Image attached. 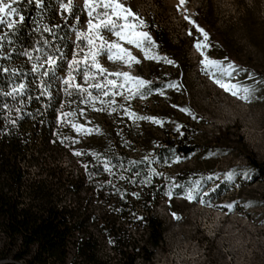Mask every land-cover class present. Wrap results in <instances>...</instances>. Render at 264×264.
<instances>
[{"label":"trees","instance_id":"1","mask_svg":"<svg viewBox=\"0 0 264 264\" xmlns=\"http://www.w3.org/2000/svg\"><path fill=\"white\" fill-rule=\"evenodd\" d=\"M58 1L16 0L17 13L7 18L13 27L0 25V264L154 263L165 241V224L156 212L161 199L193 190L197 198L208 185L207 173L164 170L196 155L225 154L230 132L220 129L199 144L190 140L194 130L179 124L153 152H137L131 128L146 115L137 110L135 97L147 100L164 91V74L142 76L149 83L136 95L134 83L114 89L123 93L116 96L89 88L105 76L117 83L123 78L105 73L85 82L83 63L74 68L73 61H82L89 46L84 38L73 42L71 33L85 16L77 9L59 11ZM142 20L155 42L144 48L164 57V45L170 48L164 29ZM206 32L210 45L213 36ZM75 85L99 99L89 101ZM93 104L105 109L96 110L101 119L89 115ZM249 159L264 172V162ZM133 226L141 230L137 238Z\"/></svg>","mask_w":264,"mask_h":264},{"label":"rangeland","instance_id":"2","mask_svg":"<svg viewBox=\"0 0 264 264\" xmlns=\"http://www.w3.org/2000/svg\"><path fill=\"white\" fill-rule=\"evenodd\" d=\"M120 2L141 19L164 29L170 44L169 49L164 45V57L174 61H151L141 48L124 41L120 43L139 63L110 61L106 54L98 57L102 66L132 77H147L158 71L169 85L147 100L135 97L137 110L155 118L133 123L131 136L136 151L153 152L155 143L168 133L172 135L179 124L192 128L190 140L199 144L211 140L220 129L230 132L229 139L224 140V148L229 149L225 154L196 155L164 170L168 175L180 170L207 173L208 185L197 198L194 190L183 196L164 195L156 212L165 224V241L155 250L154 263L140 259L138 264H264V172L254 168L249 159L264 162V0ZM57 7L67 14L77 9L85 16L72 25L73 42L83 38L80 33L88 34V22L93 18L88 15L86 0H59ZM197 26L213 36L212 44L200 50L195 44L204 37ZM139 30L148 32L145 27ZM101 35L107 41L117 40L107 31ZM209 60L225 66L232 63L237 70L229 78L208 65ZM216 80L239 85L240 91L234 96ZM244 88L249 89L248 99L241 98ZM89 115L101 119L94 109ZM65 164L70 165L69 158ZM189 194L192 199H188ZM131 231L136 238L141 232L135 226Z\"/></svg>","mask_w":264,"mask_h":264},{"label":"snow or ice","instance_id":"3","mask_svg":"<svg viewBox=\"0 0 264 264\" xmlns=\"http://www.w3.org/2000/svg\"><path fill=\"white\" fill-rule=\"evenodd\" d=\"M16 0H10V2L6 3L5 0H0V25L7 24L9 28L13 27V22L8 17H12L17 13V9L12 6ZM185 0H180V3L183 4ZM86 5L89 6L90 10L88 15L96 20V23H93V19H90L88 22L89 32L87 35L84 33H80V36L87 40V44L89 46V52L84 56L83 60H74L73 67L76 68L81 63H83L84 70L82 72L83 79L87 83L91 79H94L97 75H103L107 73L108 75L123 78V83H117L115 79H107L105 76L103 83H95L88 84L89 88H96L101 91L102 96L107 97L109 95H123L122 92L114 91V89L125 88L129 84L135 85V92L133 95L139 93V90L145 87L149 82L143 80L139 77H132L128 72H114L108 73V70L104 68L98 60V57L101 55H107V59L110 61L121 60L126 64H131L132 62L139 63V60L135 56H133L129 49H126L120 43L124 41L130 45H134L137 48H141L145 53V58L147 59H159L163 60L166 63L173 64L174 61L168 59L167 57H161L155 54H150L147 49L144 48V45L150 44L153 47L155 46V42L152 40L150 34L145 31H141L139 29L146 27L145 22L135 13L131 11L130 8L126 7L124 4L120 2V0H86ZM70 6V5H69ZM66 6V7H69ZM19 19L22 21L24 18L20 16ZM187 19V17H186ZM131 21H138V23H133ZM198 27V26H197ZM103 31H107L117 37L115 41H107L104 36L101 35ZM198 31H200L204 37V41H198L195 44V47L200 50L204 47H208L206 43L208 40V34L202 28L198 27ZM191 34V33H190ZM50 64H54L55 61L51 58L48 61ZM204 63V61H202ZM208 65L214 66L219 69L224 75H227L229 78L233 75V73L237 70V66L232 63H228L226 66L223 65L219 61H207ZM95 69V71H92ZM34 71H38V69H34ZM74 79V77H72ZM68 83V81H66ZM216 83L220 85V87L224 88L226 91H231V94L236 96L240 91L239 85L232 84L230 81L228 83H224L221 80H216ZM175 86V85H170ZM75 87L79 88L82 92H87L89 101H96L99 97H94L90 92H88L87 88H82L80 85H75ZM23 88V85H21ZM131 91V88L128 89ZM15 91V90H14ZM243 92L245 93L242 96V99H248L247 93H249L248 88H244ZM102 104H115V100L105 101L100 100ZM94 110L104 111L105 109H95V105L93 104ZM116 109L113 108L112 111ZM187 111L186 109H182ZM135 115V114H131ZM139 119H152L151 117H137ZM159 122V121H156ZM74 127H76L74 125ZM83 126H79L78 130L82 129ZM86 132H91V129H85ZM76 155H80L81 153H75ZM192 195H188V199H192ZM230 207V206H229ZM175 215V214H174Z\"/></svg>","mask_w":264,"mask_h":264}]
</instances>
